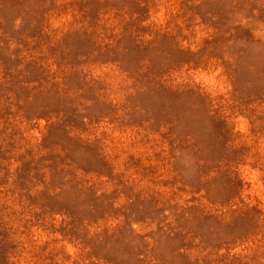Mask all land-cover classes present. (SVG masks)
<instances>
[{
    "label": "rangeland",
    "instance_id": "1",
    "mask_svg": "<svg viewBox=\"0 0 264 264\" xmlns=\"http://www.w3.org/2000/svg\"><path fill=\"white\" fill-rule=\"evenodd\" d=\"M0 264H264V0H0Z\"/></svg>",
    "mask_w": 264,
    "mask_h": 264
}]
</instances>
